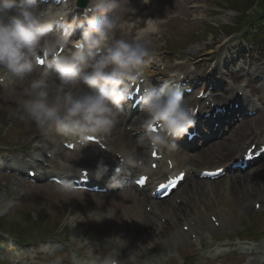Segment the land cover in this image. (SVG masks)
Returning a JSON list of instances; mask_svg holds the SVG:
<instances>
[{
    "label": "clouds",
    "instance_id": "1",
    "mask_svg": "<svg viewBox=\"0 0 264 264\" xmlns=\"http://www.w3.org/2000/svg\"><path fill=\"white\" fill-rule=\"evenodd\" d=\"M57 3L61 7L40 9L37 0H0V68L23 79L42 61L39 76L23 89L20 111L42 135L54 132L86 146L109 134L123 112L130 86L154 55L145 37L158 32L159 19L144 20L132 39L117 38L120 0H88L82 20L72 15L78 0ZM76 30L80 38L70 39ZM137 103L145 115L141 140L146 138L153 152L176 150L175 141L195 124L183 93L168 82L144 87ZM123 163L142 166V161L131 159ZM68 168L64 175H73L74 167ZM106 172L101 159L94 175L99 179ZM58 190L72 193L76 187L64 179ZM4 195L0 193V200ZM103 264L118 261L109 255Z\"/></svg>",
    "mask_w": 264,
    "mask_h": 264
},
{
    "label": "rangeland",
    "instance_id": "2",
    "mask_svg": "<svg viewBox=\"0 0 264 264\" xmlns=\"http://www.w3.org/2000/svg\"><path fill=\"white\" fill-rule=\"evenodd\" d=\"M196 4H193V1H188L187 3L182 2L181 0H147L146 6L140 7V0H120L121 7L116 10V14L120 17L119 23L121 27L117 29V32L124 36L127 39H130L132 34L135 32L136 29L132 28V23L140 22L141 19H144L145 16H138L135 19H131L130 22H126V19L128 18V15L133 12H138L142 9H147L151 11L150 18H159V30L164 32L162 33V38L159 37V35H155L153 37V44L152 48H160L168 43L171 42V46H183L185 45V48L183 49L184 52L192 53L193 51L199 49L201 50V39L205 42L207 37L208 39L212 37L215 42L218 44V42H223L225 37L217 36L216 38L214 35L207 36L205 34L206 30L203 29L201 26L197 25L195 22H193L191 19L196 17H207L208 19L213 20V22H216L218 25L221 23H226L233 19V17L237 15V13L231 9L221 10L216 9V6L219 4V0H195ZM193 6H198L196 9ZM226 6V5H225ZM211 7V9L209 8ZM140 20H139V19ZM123 27V28H122ZM209 29H207L208 31ZM221 38V39H220ZM223 38V39H222ZM230 40L229 43H231ZM247 43L248 41L249 45H253V42L251 39H238L237 41H234L233 44H229L226 46V50L230 51L231 48L234 49L233 46L241 47L242 43ZM211 42V41H209ZM247 43V44H248ZM179 44V45H176ZM229 48V49H228ZM162 49V48H161ZM249 50H252V47H248ZM236 56V55H235ZM258 58V55L255 56H249L248 58H244L243 62L247 64L249 61L250 65H253L251 60H255ZM239 60V57L236 59ZM202 67V66H199ZM263 68V67H262ZM40 74L39 70H35L32 74L25 76L23 79H17V81L13 85L9 86H3L4 88H0V100L6 99L7 97H20L24 98L22 95L23 89L26 88L30 82L31 79L38 77ZM12 86V87H11ZM11 87V88H10ZM20 105L16 104L11 109H16L15 111V118H20L23 122V124L20 127H17V129L11 132H6L5 134L1 131L2 127L4 125L7 126L8 120L11 121L10 115H11V109L7 106H3V103L0 102V119L4 118L7 119L6 122H4L0 126V138L6 137L9 142L16 143L18 140L17 133L19 131H23L24 128H26V131L29 130L28 127H31L30 132L26 134V136L23 138V142L28 141V137L31 133L34 132L33 123H30L28 121L27 116L20 111ZM260 120L257 122L258 125H261V120H264V115H261ZM251 123H248V125L239 124L237 125L230 133H228L227 138H224L222 140H219L211 145V152L208 153V155L201 156L198 161H195V165L199 167H203L205 165H211V164H220L231 158L229 153L223 149V144L226 142H229L230 145L232 144H240L244 137L246 136V129H248L249 125ZM15 125V122H14ZM242 131H239V130ZM234 132H236L235 137H232V133L234 135ZM117 139L114 141L115 143L119 139L121 142L124 139V134L121 132V134H117ZM232 137V138H230ZM230 138V139H229ZM234 142V143H233ZM69 154L66 155L64 158V161L61 160V158L55 160L56 166L58 168L68 167V165L75 166L76 162H71L68 160ZM199 157V156H198ZM75 158V157H71ZM76 159V158H75ZM68 160V162H67ZM263 165H259L254 169V172L250 173V177L248 178V175L244 174H237L239 177H235L236 180L240 179V181H233V184L227 185L225 181H219L215 183L212 187H205L202 184L198 185V192L195 193L191 190V185H186V188L184 189V192H193V198L191 199L192 204L194 206L200 205L206 211H213L215 214L216 212L220 211V209H225V212H223L225 217L228 218L230 227L226 228L225 230L231 231L233 229V225H245L246 226L249 220V214L250 212L246 213L245 215H241L238 213L240 209H243L245 207V203L248 202V200H252L253 198H258L263 192H264V163ZM77 165V164H76ZM244 175V176H242ZM18 179H8L7 185L4 190H2L0 186V193L3 191L6 192L9 188L14 187L12 182L16 183ZM3 183V182H2ZM1 184V183H0ZM26 188V186L20 184L19 186L15 187V193L16 194L20 189ZM31 188V187H30ZM249 188V189H248ZM207 191L205 192V190ZM251 189L253 190L254 196H249L248 194L251 193ZM248 190V191H247ZM44 192L51 193L53 195V198H51L49 201L50 203L54 204L55 207L53 208V226H56L61 218H64V220H67L70 218L72 222L70 223V227L72 224L78 221L77 227H84L86 222H93L94 218L98 215H101L102 213L109 217L110 219L108 222H101L96 227L98 232V236H102L105 234L109 228L114 224L113 221H118L121 216L127 217L128 209L127 206L129 204L124 203L122 201L121 196H112L108 198L99 197L98 195H88V196H77L76 194L72 193L70 196H64L60 193L58 190H46L44 189ZM210 196H208V194ZM34 193H30V196L32 197ZM129 194V192L127 193ZM199 197V199H198ZM28 199L27 196L23 199ZM68 199V200H67ZM67 200V201H66ZM75 201L76 206L73 205V214L70 216L68 210H70L71 206L69 205L70 202ZM201 201V202H200ZM116 202V203H114ZM204 202V203H202ZM117 209L119 210L120 215L117 213ZM51 210V209H50ZM89 211L95 212L93 216H90L88 214ZM221 212V211H220ZM204 213V214H205ZM220 216H223L222 213H220ZM248 216V217H247ZM5 218L8 217V215L4 216ZM52 218V216L50 215ZM68 222V221H67ZM69 223V222H68ZM75 225V224H74ZM250 228H252V231L254 233H262L264 230V216L261 218H258V221L253 223V219L250 220ZM237 228V227H235ZM240 228V227H239ZM237 228V229H239ZM120 234L123 233V228L119 227ZM133 243H138L137 238L133 239ZM131 242V244H133ZM140 252V256H143L142 249L139 248V245H135L132 251Z\"/></svg>",
    "mask_w": 264,
    "mask_h": 264
},
{
    "label": "bare ground",
    "instance_id": "3",
    "mask_svg": "<svg viewBox=\"0 0 264 264\" xmlns=\"http://www.w3.org/2000/svg\"><path fill=\"white\" fill-rule=\"evenodd\" d=\"M0 98H2V97H0ZM3 101L5 102V105L8 106V107H12V106H14L16 104H19L20 102L22 103V100H21L20 97H7L6 99H3ZM123 123H124V118L122 116H119L117 118V121H116L115 125L113 126L111 132L109 134H107V137H110V140L109 141H111L112 138H114V137H112V134L114 132H117V133L121 134V130L119 131L118 129H120L122 127ZM126 132L124 133V139H123L122 143L120 142L121 145L118 146L119 149L126 156L132 155L134 158H137V157H142L143 158V155H144V153H143V147L145 145V142L142 141V140H138V141H141L142 143H140L139 147H136L135 146V142H133V139H131V135H128ZM235 135H234V137H235ZM236 147H237V149H236ZM178 149H179V147L176 150H174L173 153L174 152H177ZM223 149L225 151H227L228 153H230V154H234L238 149L240 150V147H239V145L236 146L235 144H234V146H231L230 144H227V145H224L223 146ZM209 150H210V147L207 148L206 150H203V152H204L203 155L204 154H207L209 152ZM181 152L184 153L183 151H181ZM175 154L176 153H174L173 155H175ZM236 181H240V179L239 180H236ZM228 182H230V181H228ZM252 193H253V190L251 189V193L248 194V195L251 196ZM156 204L157 203H153V204H151V206L153 205L154 208L156 209ZM176 207L179 208V210L181 209L179 205H177ZM165 208H167V207H165ZM168 210H170V209L167 208V211ZM167 211H166L165 214H167ZM138 213L141 214L140 211H138ZM136 219L138 220V218H136ZM168 232H169L168 229H166L164 231L165 234H168Z\"/></svg>",
    "mask_w": 264,
    "mask_h": 264
},
{
    "label": "snow or ice",
    "instance_id": "4",
    "mask_svg": "<svg viewBox=\"0 0 264 264\" xmlns=\"http://www.w3.org/2000/svg\"><path fill=\"white\" fill-rule=\"evenodd\" d=\"M38 63L42 64V61H38ZM142 182V181H141Z\"/></svg>",
    "mask_w": 264,
    "mask_h": 264
}]
</instances>
